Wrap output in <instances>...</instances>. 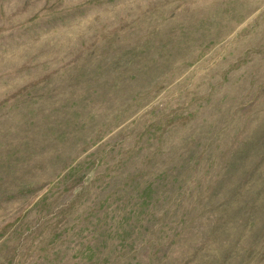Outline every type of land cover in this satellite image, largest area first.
<instances>
[{
  "label": "rangeland",
  "instance_id": "374dc122",
  "mask_svg": "<svg viewBox=\"0 0 264 264\" xmlns=\"http://www.w3.org/2000/svg\"><path fill=\"white\" fill-rule=\"evenodd\" d=\"M0 264H264V0H0Z\"/></svg>",
  "mask_w": 264,
  "mask_h": 264
}]
</instances>
